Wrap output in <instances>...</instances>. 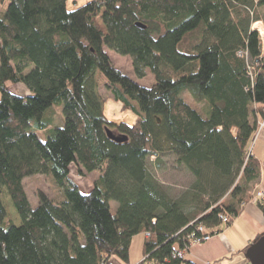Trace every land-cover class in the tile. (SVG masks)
<instances>
[{
	"label": "trees",
	"instance_id": "trees-1",
	"mask_svg": "<svg viewBox=\"0 0 264 264\" xmlns=\"http://www.w3.org/2000/svg\"><path fill=\"white\" fill-rule=\"evenodd\" d=\"M68 1L10 0L0 18V264H127L142 233L138 264H194L174 252L199 226L214 236L221 217L230 225L261 177L250 145L264 118V48L252 25L264 0H91L72 11ZM105 48L155 83L133 81ZM97 72L135 124L106 117ZM161 155L193 176L177 199L148 168ZM73 163L99 173L87 194ZM38 175L52 176L63 202L38 191L32 208L24 180Z\"/></svg>",
	"mask_w": 264,
	"mask_h": 264
},
{
	"label": "rangeland",
	"instance_id": "rangeland-1",
	"mask_svg": "<svg viewBox=\"0 0 264 264\" xmlns=\"http://www.w3.org/2000/svg\"><path fill=\"white\" fill-rule=\"evenodd\" d=\"M91 0H70L67 3V9L72 11L78 7H81ZM10 0H0V18L5 13L8 8ZM257 15L259 18H263V23H258L256 25H252L253 30L257 31L262 24V28L264 29V11L260 13L258 11ZM97 25H99L102 29H104L101 20L96 21ZM106 53L110 57L112 64L123 73L127 74L133 81L137 82L141 86L150 87L155 83L154 76L151 72L147 71V76L139 80L133 73L132 61L129 57H124L118 55L115 52H112L105 48ZM96 79L99 80V88L98 93L102 99L103 110L106 117L115 122H126L128 124H135L138 120V116L136 113L129 108H125L122 102L114 99L111 91L108 90L107 85L104 82V79L97 72ZM9 88L19 95L25 94L29 95V91L27 89V93L25 92V88L22 85H13L8 83ZM133 105H136L135 102H131ZM137 107V106H136ZM53 115L55 125H58L62 122V105L54 104L48 111L47 116ZM39 138L41 141H45L46 135L44 133L39 134ZM161 162L159 166H155L153 163L155 161V157H153L148 165V168L151 174L165 187L169 196L173 199H177L181 197L185 192L189 190L194 179L193 176L186 170L182 168H176L173 164V158L168 155H161ZM70 178L78 185L80 191L83 194L89 193L94 186V181L98 178L99 173L93 172L91 174H82L79 172L78 166L76 163H73L70 166ZM25 190L29 197L31 206L35 209L38 206V198L37 192L44 191L49 198L54 200L55 202H63L64 201V193L61 188L57 186L52 176H32L27 177L24 180ZM8 203L5 201V204L8 208L9 213L14 214V208L9 203H12L10 198H8ZM9 204V205H8ZM118 209V203L111 202V212L115 214ZM16 213V212H15ZM15 216V215H12ZM16 222L18 220L16 219ZM227 225L221 226V230L225 229ZM146 235L144 233L138 234L134 236L131 242L130 247V259L127 264H138L141 262L143 258V245L145 241ZM111 262L113 264H125L123 260L117 256L113 255L111 257Z\"/></svg>",
	"mask_w": 264,
	"mask_h": 264
},
{
	"label": "crops",
	"instance_id": "crops-1",
	"mask_svg": "<svg viewBox=\"0 0 264 264\" xmlns=\"http://www.w3.org/2000/svg\"><path fill=\"white\" fill-rule=\"evenodd\" d=\"M261 11H264V7L258 8V12ZM262 19L256 23H263ZM25 92L27 93L26 88ZM250 152L260 161L261 177L253 185L250 197L242 206L239 216L230 225L225 226L224 230L220 228L221 231L212 236L210 241L190 245L184 260L194 264L214 261L220 264H250L247 251L260 237L264 236V215L258 206V203L264 200L256 198L259 192L264 194V131L254 136Z\"/></svg>",
	"mask_w": 264,
	"mask_h": 264
},
{
	"label": "built area",
	"instance_id": "built-area-1",
	"mask_svg": "<svg viewBox=\"0 0 264 264\" xmlns=\"http://www.w3.org/2000/svg\"><path fill=\"white\" fill-rule=\"evenodd\" d=\"M258 24V23H255V25ZM262 26V24H261ZM259 27L257 28V33L259 34V38L262 42V45H263V48H264V29L262 27ZM240 56H242V52H239L238 53ZM262 131H264V118H262L259 122H258V128H257V131L256 133L254 134V136H258ZM256 198L258 200H264V194L259 192L257 195H256ZM222 221H223V224H227L229 222L228 218L227 217H221ZM198 232L200 233V236H195V235H192L191 237V243L190 245H195V244H202V243H205V242H208L211 240L212 236L211 234H209V229H207L206 227L204 226H199L197 228ZM187 251H180V250H177L174 252L175 256L181 258V259H185V254H186ZM205 264H220L219 262L217 261H214V262H207Z\"/></svg>",
	"mask_w": 264,
	"mask_h": 264
},
{
	"label": "water",
	"instance_id": "water-1",
	"mask_svg": "<svg viewBox=\"0 0 264 264\" xmlns=\"http://www.w3.org/2000/svg\"><path fill=\"white\" fill-rule=\"evenodd\" d=\"M137 26L145 29V26L138 23ZM108 137L116 142H121L125 139L115 137L111 131L107 130ZM247 256L250 264H264V236L260 237L247 251Z\"/></svg>",
	"mask_w": 264,
	"mask_h": 264
}]
</instances>
